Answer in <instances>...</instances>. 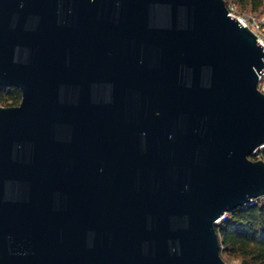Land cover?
Listing matches in <instances>:
<instances>
[{
	"label": "water",
	"instance_id": "water-1",
	"mask_svg": "<svg viewBox=\"0 0 264 264\" xmlns=\"http://www.w3.org/2000/svg\"><path fill=\"white\" fill-rule=\"evenodd\" d=\"M263 72L225 0H0V264H227Z\"/></svg>",
	"mask_w": 264,
	"mask_h": 264
},
{
	"label": "trees",
	"instance_id": "trees-1",
	"mask_svg": "<svg viewBox=\"0 0 264 264\" xmlns=\"http://www.w3.org/2000/svg\"><path fill=\"white\" fill-rule=\"evenodd\" d=\"M234 2L241 8H251L255 12L264 8V0ZM21 101L22 93L19 89L0 87L1 107H17ZM259 157L264 160V150ZM217 233L222 255L239 258L242 264H264V204L238 208L229 213L228 219L217 228Z\"/></svg>",
	"mask_w": 264,
	"mask_h": 264
},
{
	"label": "built area",
	"instance_id": "built-area-1",
	"mask_svg": "<svg viewBox=\"0 0 264 264\" xmlns=\"http://www.w3.org/2000/svg\"><path fill=\"white\" fill-rule=\"evenodd\" d=\"M227 7L229 9L230 15L236 17L234 15L235 8L231 4L230 5L228 4ZM238 19L241 21L243 26L245 25L246 27L250 28L253 31V33L257 36L258 43L264 48V16L261 17L254 15L249 17V19H241V18ZM258 88L262 93H264V72L261 73L258 77ZM258 204H264V197L261 199V201ZM227 219H228V214H225L221 219L217 221V223L221 225Z\"/></svg>",
	"mask_w": 264,
	"mask_h": 264
},
{
	"label": "rangeland",
	"instance_id": "rangeland-1",
	"mask_svg": "<svg viewBox=\"0 0 264 264\" xmlns=\"http://www.w3.org/2000/svg\"><path fill=\"white\" fill-rule=\"evenodd\" d=\"M228 4L232 5L235 8L234 15L238 18L241 19H249V17L257 15V16H264V8L258 10L257 12L252 11L251 8H241L240 6L236 5L234 0H226ZM260 159V157L256 158V160ZM222 259L227 263V264H242L241 259L230 256V255H222Z\"/></svg>",
	"mask_w": 264,
	"mask_h": 264
}]
</instances>
